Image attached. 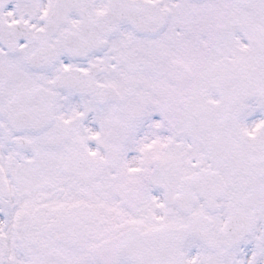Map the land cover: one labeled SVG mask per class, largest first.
Listing matches in <instances>:
<instances>
[{"label":"snow or ice","instance_id":"obj_1","mask_svg":"<svg viewBox=\"0 0 264 264\" xmlns=\"http://www.w3.org/2000/svg\"><path fill=\"white\" fill-rule=\"evenodd\" d=\"M0 264H264V0H0Z\"/></svg>","mask_w":264,"mask_h":264}]
</instances>
